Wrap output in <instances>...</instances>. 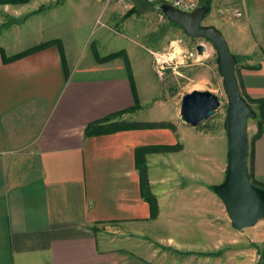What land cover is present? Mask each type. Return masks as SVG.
Wrapping results in <instances>:
<instances>
[{
	"label": "crops",
	"instance_id": "0c3cea01",
	"mask_svg": "<svg viewBox=\"0 0 264 264\" xmlns=\"http://www.w3.org/2000/svg\"><path fill=\"white\" fill-rule=\"evenodd\" d=\"M101 2L0 4L4 18L34 14L22 20L27 22L22 28L0 34V264H220L218 231L180 225L179 215L186 216L188 207L193 215L203 211L201 187L193 192L180 187L181 176L194 182L196 173L201 175V160L199 170L188 175L182 155L177 159L170 150L148 152L155 201L142 194L138 149L176 143L168 125L87 130L92 124L149 122L141 120L144 93L129 60L102 61L91 48L86 49V62L69 60L71 48L79 43L70 40L85 38ZM233 3L242 16L222 18L219 28L233 53L243 58L237 64L242 68L240 86L251 97L264 99V0ZM57 40L61 43L9 59ZM187 133L184 124L178 132L180 153L195 151L203 139L194 132L187 140ZM252 136L249 170L255 181L264 183V118ZM222 145L227 159V141ZM203 192L218 208L217 194ZM215 236L212 243L205 240ZM155 244L166 252L156 255L150 248ZM227 263L238 264L230 255Z\"/></svg>",
	"mask_w": 264,
	"mask_h": 264
},
{
	"label": "rangeland",
	"instance_id": "374dc122",
	"mask_svg": "<svg viewBox=\"0 0 264 264\" xmlns=\"http://www.w3.org/2000/svg\"><path fill=\"white\" fill-rule=\"evenodd\" d=\"M198 1L200 6L208 9L202 21L203 25H214L219 28L222 18L228 17L229 19L237 11L233 3L234 0L231 3H228L231 0ZM101 4L103 8L99 14H96V18L90 22L89 28L86 29L84 34L85 38L70 40L74 43L79 41L77 48H74L75 50L71 48L73 52L69 53L70 62L77 65L86 62V49L90 48L91 52L99 56L118 50L114 59L117 58L122 62L129 60L133 77H137L144 93L145 112L142 114L143 118L141 120L167 124L171 130V142H176L172 145L153 144L155 148L170 147L169 152H172V156H176L177 159H179V155H182L181 161L187 163L185 164L188 175L193 171L195 172V170H199L200 166L198 165L201 160L202 171H200L202 176L196 173L197 176L194 177L197 181L195 180V183L191 182L192 179L189 180L181 176L180 187L192 188V192L193 187H201L202 197H204L203 211L199 210V215H193L189 213L190 207H188L186 216L179 215L180 225L207 226L218 231V247L220 249L218 259L220 264H228V255L235 258L238 264H244L245 262L264 264V220H260L255 226L235 230L222 200L218 197L219 207L217 208L213 203L215 199L205 197L203 192L205 190L214 192L213 186L224 180L225 174L222 175L221 170L222 167L226 168L225 164H227L222 142L225 140L228 143L227 132L224 127L228 98L223 84V77L216 62L217 50L214 44L206 38L192 37L185 32L182 26L170 22L160 8L155 7L162 4L156 0H102ZM31 13L32 11L21 19L20 17H13L12 14L4 18V15L0 14V34L4 36V32L11 27V30H16L19 26L22 28L27 23L23 24L22 20L26 21L29 17H33L34 14ZM87 14L92 17V13L88 12ZM5 20L7 23H5ZM8 24L9 28L2 27ZM88 24L89 22L86 23V25ZM32 41L30 40V43ZM54 42L61 43L59 40ZM198 44H203L206 47L208 52L206 55L197 56V50H194V48ZM163 53H167L170 57L176 56V59L169 60V64L166 65L165 69L159 67L156 59V54ZM248 56L251 55L248 54ZM237 57L238 61L243 59L242 56ZM236 75L242 76V68L236 67ZM240 87L258 115V100L260 99L251 97L243 86ZM193 90L210 91L217 95L220 100V105L214 116L197 126L186 124L180 113L183 96ZM257 115L248 120L249 156L253 139L252 130L258 121ZM184 124L188 126L189 130L186 136L187 140L194 136V132L202 134L203 139L198 142L195 151L189 150L180 153L183 146L180 144L178 132ZM159 148L154 151H161L158 150ZM190 154L196 158L194 161L191 160ZM249 156L248 166L250 165ZM221 160H223V163L219 165ZM218 169L220 175L216 177ZM217 178L220 182H216ZM211 179L212 181L208 182ZM215 239L216 236L213 239L208 237L205 240H210L212 243V241H216ZM150 248L159 256L166 252L163 247H159L157 244L150 245ZM226 248L230 252H227ZM236 250H239V252H235ZM192 256L199 259V256ZM201 264L203 263L201 262Z\"/></svg>",
	"mask_w": 264,
	"mask_h": 264
},
{
	"label": "water",
	"instance_id": "95a60500",
	"mask_svg": "<svg viewBox=\"0 0 264 264\" xmlns=\"http://www.w3.org/2000/svg\"><path fill=\"white\" fill-rule=\"evenodd\" d=\"M160 10L169 21L182 26L188 35L210 40L217 50L216 62L228 98L224 121L228 150L224 180L215 184L213 190L222 200L234 229L255 226L264 220V188L251 182L248 166V120L256 117L257 113L242 94L236 75L237 56L221 29L202 24L208 11L206 7L200 6L192 12H186L162 3ZM196 49L202 54L206 47L198 44ZM219 105L220 100L214 93L193 90L183 96L180 113L186 124L197 126L213 117Z\"/></svg>",
	"mask_w": 264,
	"mask_h": 264
},
{
	"label": "trees",
	"instance_id": "16d2710c",
	"mask_svg": "<svg viewBox=\"0 0 264 264\" xmlns=\"http://www.w3.org/2000/svg\"><path fill=\"white\" fill-rule=\"evenodd\" d=\"M26 1H28V0H0V4L1 3H9V2L24 3ZM157 7L160 8V5H158ZM55 43L56 42H46V43L39 44V45H37L35 47H31V48L26 49V50H24V51H22V52H20V53H18L16 55H13L9 59L13 60V59H18V58L24 57L26 55L32 54L34 52H37V51H39L41 49H44V48L48 47L51 44H55ZM2 51L3 50L0 48V52H2ZM116 56H117V53L114 52V53H111V54L107 55L106 57H102V56H98V57H100V59L103 61V60L114 59ZM241 91H242V94L247 98V100H249L242 89H241ZM258 103H259V110H258L257 118H258V124L260 125L261 121L264 118V99L258 100ZM138 125H143V126H147V127H157V126H162V125H167V124H165V123H154V122H148V123H143V124H139V123L135 124V123H128V122H125V121H121V122H115V123H109V124H103V125L92 124V125L88 126L87 130H88V132L90 131V133H106V132H110V131L113 132V131L118 130V129L128 128L130 126H138ZM157 148H159V147L155 148V145H154V146L140 147L138 149V164H139V169H140V172H141V179H142V181H141V191H142V194H144V196L148 197V199L151 200V202L155 201V197L152 194L151 186H150V183L148 181L145 155L148 152L154 151ZM162 149L163 150L164 149L170 150L171 148L170 147L159 148L158 150H162ZM249 176H250L251 182L253 184L264 188V183L257 182V181H255L253 179L252 172L250 170H249Z\"/></svg>",
	"mask_w": 264,
	"mask_h": 264
},
{
	"label": "built area",
	"instance_id": "2783aa9c",
	"mask_svg": "<svg viewBox=\"0 0 264 264\" xmlns=\"http://www.w3.org/2000/svg\"><path fill=\"white\" fill-rule=\"evenodd\" d=\"M156 1H158L159 3H168L174 6L175 8H178L186 12H192L198 7H200L198 0H156ZM234 15L240 17L242 16V12L237 9V11L234 12ZM194 50H197L196 47L194 48ZM196 54L198 57L201 55L198 53V51H196ZM156 59L159 67L161 69H165L166 65L169 64V60L171 59V57L168 56L167 53H163V54H156Z\"/></svg>",
	"mask_w": 264,
	"mask_h": 264
},
{
	"label": "bare ground",
	"instance_id": "6f19581e",
	"mask_svg": "<svg viewBox=\"0 0 264 264\" xmlns=\"http://www.w3.org/2000/svg\"><path fill=\"white\" fill-rule=\"evenodd\" d=\"M208 52L206 50H204V52L201 54L202 56L203 55H206Z\"/></svg>",
	"mask_w": 264,
	"mask_h": 264
},
{
	"label": "clouds",
	"instance_id": "9594fccd",
	"mask_svg": "<svg viewBox=\"0 0 264 264\" xmlns=\"http://www.w3.org/2000/svg\"><path fill=\"white\" fill-rule=\"evenodd\" d=\"M171 59H176V56H175V55H173V56L171 57ZM180 62H182V61H180Z\"/></svg>",
	"mask_w": 264,
	"mask_h": 264
}]
</instances>
